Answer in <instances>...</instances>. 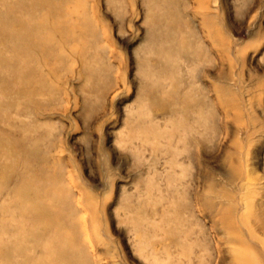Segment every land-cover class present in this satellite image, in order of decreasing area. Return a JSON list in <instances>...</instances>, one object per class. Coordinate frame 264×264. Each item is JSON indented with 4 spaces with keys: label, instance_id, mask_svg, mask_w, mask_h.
<instances>
[{
    "label": "rangeland",
    "instance_id": "obj_1",
    "mask_svg": "<svg viewBox=\"0 0 264 264\" xmlns=\"http://www.w3.org/2000/svg\"><path fill=\"white\" fill-rule=\"evenodd\" d=\"M243 256L264 264V0H0V264Z\"/></svg>",
    "mask_w": 264,
    "mask_h": 264
},
{
    "label": "bare ground",
    "instance_id": "obj_2",
    "mask_svg": "<svg viewBox=\"0 0 264 264\" xmlns=\"http://www.w3.org/2000/svg\"><path fill=\"white\" fill-rule=\"evenodd\" d=\"M60 20V19H59ZM248 257H240V264H254Z\"/></svg>",
    "mask_w": 264,
    "mask_h": 264
}]
</instances>
